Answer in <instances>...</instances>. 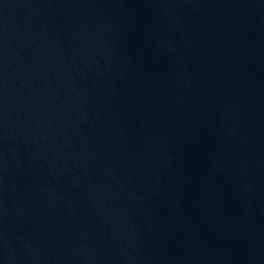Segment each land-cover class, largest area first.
Returning a JSON list of instances; mask_svg holds the SVG:
<instances>
[{
	"label": "water",
	"instance_id": "water-1",
	"mask_svg": "<svg viewBox=\"0 0 264 264\" xmlns=\"http://www.w3.org/2000/svg\"><path fill=\"white\" fill-rule=\"evenodd\" d=\"M0 264H264V0H0Z\"/></svg>",
	"mask_w": 264,
	"mask_h": 264
}]
</instances>
